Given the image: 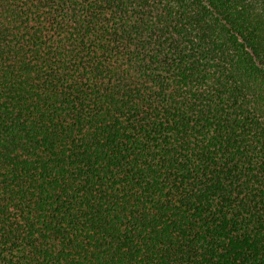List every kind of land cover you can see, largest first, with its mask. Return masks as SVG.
Instances as JSON below:
<instances>
[{
    "label": "trees",
    "instance_id": "16d2710c",
    "mask_svg": "<svg viewBox=\"0 0 264 264\" xmlns=\"http://www.w3.org/2000/svg\"><path fill=\"white\" fill-rule=\"evenodd\" d=\"M0 264H264V0H0Z\"/></svg>",
    "mask_w": 264,
    "mask_h": 264
}]
</instances>
